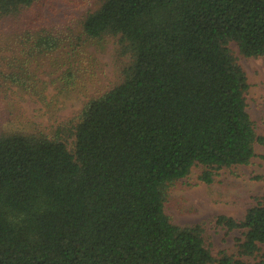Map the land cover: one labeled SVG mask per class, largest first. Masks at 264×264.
I'll list each match as a JSON object with an SVG mask.
<instances>
[{"label": "trees", "instance_id": "trees-1", "mask_svg": "<svg viewBox=\"0 0 264 264\" xmlns=\"http://www.w3.org/2000/svg\"><path fill=\"white\" fill-rule=\"evenodd\" d=\"M44 4L0 0L10 84L34 92L31 61L108 34L121 79L52 128H0V264H264V192L241 219L217 217L243 229L235 254L214 255L200 224L164 208L193 166L211 183L264 145L230 46L264 57V0H99L79 29Z\"/></svg>", "mask_w": 264, "mask_h": 264}, {"label": "rangeland", "instance_id": "rangeland-1", "mask_svg": "<svg viewBox=\"0 0 264 264\" xmlns=\"http://www.w3.org/2000/svg\"><path fill=\"white\" fill-rule=\"evenodd\" d=\"M93 1V4L90 3ZM99 0H45L43 14L59 24L78 28L77 19ZM79 29V28H78ZM77 31V30H76ZM116 36L74 39L51 54L30 63L34 92L10 84L0 74V128L29 129L35 125L52 128L73 116L91 97L120 81ZM250 84L246 93L247 111L257 134L264 135V57L245 56L230 43ZM0 50V55L12 56ZM63 134V133H62ZM73 137L67 146H73ZM255 156L247 164L221 168L211 183L199 179L200 165L191 168L170 190L165 212L177 224L198 223L210 249L236 253L242 228L228 229L217 222L218 215L241 219L246 209L257 204L264 192V145L254 144Z\"/></svg>", "mask_w": 264, "mask_h": 264}]
</instances>
